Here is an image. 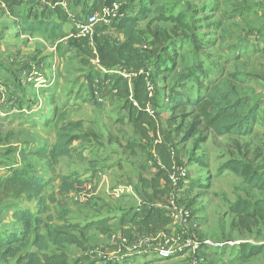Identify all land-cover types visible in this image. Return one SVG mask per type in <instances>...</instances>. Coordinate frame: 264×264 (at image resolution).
Returning <instances> with one entry per match:
<instances>
[{"label": "crops", "instance_id": "obj_1", "mask_svg": "<svg viewBox=\"0 0 264 264\" xmlns=\"http://www.w3.org/2000/svg\"><path fill=\"white\" fill-rule=\"evenodd\" d=\"M203 1L205 3L203 9L207 13L204 17L199 18V20L191 17L197 14L198 8L195 6L190 10V18L184 13L186 16H183L182 21L184 20V28L188 30L189 37L186 40V47L179 45L180 49H178L179 55L177 57L179 61L176 63V67L173 68L169 63L170 66L160 68L162 70L161 76H165L171 86L176 84L185 85L189 76L184 75L183 72L187 68H192L195 80L194 86L192 89L190 87L189 90L193 91V97L202 92L205 86L212 82L221 70H231L236 67L246 73L253 71L264 75V64L261 63V57L264 56V0ZM3 2L4 0H0V4ZM8 2L11 3V8L0 9V83L5 82L14 85L15 82L23 78L32 67V62L26 60L31 58L36 60L37 58L34 53H38V56L41 57L43 68L41 73L38 72L40 85L34 89L27 88L26 90L29 89V91L23 92L24 95L21 96L20 102L18 100V107L15 106L11 111L12 113L15 111L12 120L16 118L14 120L16 125L21 126L22 132L25 134L23 149L19 150L18 153L21 156L20 158L16 155H13L15 157L9 156L7 160L3 159V161L12 166L24 162L28 163L35 174L46 179H53L48 170L49 163L46 160L38 159L34 155L38 149L46 145L51 146L54 142L55 136L46 129V123L54 117L55 109L64 110L65 112L72 111L73 106L79 104L94 110L96 117L92 121L69 120L82 122L84 129L90 132L88 134H92L93 137L90 136L89 142L81 140L73 142L71 145L72 157L69 159L72 165L71 168L67 167V163H60L55 174L73 172L78 173L80 176V180L83 182V190L77 194L75 205L88 208L93 199L106 196L110 202L108 205H102L101 211L97 213L91 212L93 208L100 207L101 204H97V206H93L88 210V214L84 216H86V219H94L95 221L102 218H111V223L115 225L114 228L122 227L117 231L126 237L128 235L126 231L131 230L132 225L120 226V218L128 212H134L141 205L165 210L169 197L168 185L165 177L160 174L157 167H149L148 164L146 167L147 155H149V151L151 155L155 154L154 147H152V144L140 140L135 134L133 127L125 118L126 112L122 110V101L114 94H108L104 102L107 104L106 107L109 106L111 109L108 111L102 110L101 113L95 109V107L100 108L102 105L98 107L93 104L89 92L85 91L86 84L84 82L87 72L89 69L95 68L94 66L98 64V60L97 58L91 59L87 65L82 63V57L76 47L72 45L74 39L79 37L77 36L76 26L82 23L90 14L102 17L105 10L122 14L123 18H136L139 27L142 28L145 26L144 22L153 20L159 15L163 16L164 19L173 18L174 21H176L175 18H180L176 22H181V16L177 17L176 15L185 9L184 5L180 0H66L64 1L65 6L61 4V0H9ZM2 7H4L3 4ZM19 20L35 24L39 27V31L31 34L21 33L18 36L17 31L19 29L15 22ZM196 21H199L200 26L206 22L213 30V40L207 42V44H211L212 52L206 57L196 54L193 48V39L195 38L193 25ZM45 26L50 27L46 29ZM51 28L59 32V36L56 35L55 39L47 38L41 33V31L50 30ZM108 33L115 40H123V34L117 33L113 29ZM93 34L94 29L88 36L89 46L91 47H94ZM21 43L22 45H20ZM10 45L13 46V49L6 50V47ZM17 50H20L21 55L28 58L21 62L16 59L18 70H12L13 60L9 58V55ZM93 52L95 53V51ZM200 61L202 73L195 68L197 66L195 63ZM229 62L237 64L231 68L225 67V64H229ZM251 79L250 86L254 89L257 97L259 99L264 98V77L257 80ZM81 86L85 93L79 92ZM166 117L165 113L161 114L160 125L163 126ZM122 128L127 129L128 136L118 135L117 131L121 132ZM159 129L160 126L157 124V139L154 140V146L161 141ZM148 134L152 136L150 131ZM172 136L174 144L180 143L179 139L176 141L175 135ZM3 138L5 140L9 136L3 134ZM222 138L225 137H218L217 139ZM209 140L200 143V146H207ZM245 141H250L251 144L254 142L252 145L254 150H251L249 144L245 143L247 149L252 154L257 155V160L261 157L264 161L263 100L260 104L254 130L251 135L246 137ZM189 143H192V140L187 144ZM176 146L178 153L184 147L181 144ZM133 150H135V153H133ZM78 154H81L82 160L76 157ZM227 154L230 156L229 151H227ZM223 156L226 155L221 150L215 156L211 155L216 162L220 161ZM65 160L68 161L66 158ZM196 161L199 162L195 164L198 165L197 169H208V164L203 162L202 159L201 162L198 159ZM183 164L186 165V162H183ZM261 167L264 169V166ZM220 169L221 167H218L214 176L210 174L203 181L204 183L206 181L205 184L197 183L190 174L183 187L187 198L191 201L190 206L193 215L190 227L197 238L210 239L221 243L231 242V245H225L218 250L210 248L201 250L205 258V264H264V250L262 253L250 257H245L246 254L241 251V245L264 244V236L260 240L245 235L241 236V231L235 227V223L238 221L237 215L230 210L234 203L225 209L231 212L230 214L222 212L221 205L218 206V200L214 202L216 205L213 208V213L208 210V206H196L197 200L194 199L196 195L195 185L206 189L198 196H201V198L206 197L202 200L208 205L213 204L208 199L216 195L215 191L208 193L211 182L214 179H217V181L222 180L223 176L231 173L220 171ZM191 172L193 173V171ZM6 176V168L0 167V179ZM120 176L125 179V182L120 181ZM115 178V181L121 182L117 186L112 184V180ZM57 181L58 179H55L52 183L56 184ZM117 188H123V193H113V190ZM49 192L51 190L47 191V193ZM75 193L76 191L69 194L68 198L71 201ZM223 193V191H217V198H219L218 194L223 195ZM11 214L12 212H6L2 217V222L12 225L10 228H15L13 227L15 224L11 219ZM230 215H232V218ZM168 229H170V223L166 227V230ZM160 232L146 236H158ZM137 235L133 232L129 234V236L135 238L138 237ZM99 236L100 238L96 243L107 241L105 234H99ZM130 259L142 260L144 258H127L122 264L131 261ZM165 262L188 264V257L176 255L169 259H157V261L143 264H168Z\"/></svg>", "mask_w": 264, "mask_h": 264}, {"label": "trees", "instance_id": "obj_2", "mask_svg": "<svg viewBox=\"0 0 264 264\" xmlns=\"http://www.w3.org/2000/svg\"><path fill=\"white\" fill-rule=\"evenodd\" d=\"M8 1L4 0L0 4V9L11 8ZM153 20L146 22L144 28L139 27L138 19L131 17L122 18L118 22L113 21L108 26L99 23L93 28L94 47L89 46L88 36L74 39L72 45L82 57L83 64H89L91 59L98 60L95 68L87 72L85 91L89 92L91 101L98 107L102 105L105 93L115 94L122 101V110L126 112L125 118L133 127L135 134L140 140L154 147L155 154L164 167L163 170L158 168V171L165 179V170L170 168L173 161L178 165L182 164L178 158L177 146H173L172 135H175V138L179 139V144L184 147L192 140L191 151L183 150V155H187L191 163L196 162L194 155L200 143L212 137H228L232 142L231 150L235 148L234 154H230L229 160L220 171L236 174L243 185L255 190L258 195L254 199L249 197L250 200H239L230 208L238 218L235 227L241 231V236L260 240L264 236V172L260 171L264 169L256 165L257 155L249 153L247 144H242L241 139L245 141L246 137L252 134L264 98L259 99L250 86L252 79L249 73L236 67L221 70L197 96H192V90L183 93L177 91L176 85L171 86L166 77L161 76V55L157 54L160 50L169 51L168 48L159 46L163 35L151 31L156 26L154 23L165 19L159 15ZM175 20L179 21L180 18ZM15 23L19 29L18 36L21 33L31 34L39 31V27L33 23L23 20ZM49 27L45 26L46 29ZM46 29L41 33L47 38L59 36V32L54 28ZM111 29L123 34V40L113 39L108 33ZM200 63L201 61L195 63L196 69L201 67ZM119 72L134 75L125 79ZM193 74L194 71L191 75ZM96 92L100 94L101 102L94 97ZM54 112V117L46 123V129H50L55 136L54 142L51 146H43L34 153L38 159L49 163L48 170L53 179L35 174L28 163L12 166L0 159V167L7 170V176L0 179V225H4V230L0 232V264H70L69 245H81L75 231L81 233V237H86L91 231L109 235L114 232L113 230L122 228H114L111 218L96 221L89 219L91 221L81 227L66 223L70 213L67 208L68 196L82 186L83 182L78 173L57 175L55 173L62 159L69 160L72 157V143L77 140L89 142L90 136L93 135L88 134L90 132L84 129L82 122L67 120L64 110L55 109ZM163 113L167 117L162 126L159 123ZM157 124L160 126L161 141L154 146V140L157 139ZM149 131L152 136L148 134ZM147 156L146 167L148 160L152 158L150 151ZM76 157L82 160L81 154ZM55 179L58 181L53 184L52 181ZM50 185L53 189L47 193ZM167 187L169 194L170 186ZM181 194L178 203L183 202L191 211V201L187 198L186 191L183 190ZM6 212H12L11 219L15 228H10L12 225L2 222ZM119 223L123 227L127 224L132 225L131 230L126 231L127 239L132 241L137 237L129 236L131 232L137 233V236H144L168 231L166 227L170 220L165 210L141 205L134 212L122 216ZM240 248L242 253L246 254L245 257H250L262 253L264 244L241 245ZM84 258L85 256L82 259H75L73 263L78 264ZM82 264L95 262L86 258Z\"/></svg>", "mask_w": 264, "mask_h": 264}, {"label": "rangeland", "instance_id": "obj_3", "mask_svg": "<svg viewBox=\"0 0 264 264\" xmlns=\"http://www.w3.org/2000/svg\"><path fill=\"white\" fill-rule=\"evenodd\" d=\"M182 2V4L184 5V10L181 11L179 17L181 16V23H178L176 21L173 20V18L167 19L165 18V20L160 21V22H156L154 23L153 29L151 30L152 33H158L159 35H163V40L160 43V48L162 46H164V49L168 48L169 51H161L158 52L157 56L161 55V65L163 67H168V66H172L173 68L176 67V63L179 61L178 60V55H179V51L178 49H180L181 47H186V40L189 37V32L188 30H185L184 28V20L182 21L183 16H188L190 18L191 16V8L193 6L197 7V14L194 16L192 15V18H197L199 20V18L204 17L207 13L205 12V10L203 9L204 7V1L203 0H180ZM177 5H179L178 3H176ZM173 4V5H176ZM186 13V15L184 14ZM163 17V16H161ZM150 21H154V20H150ZM149 21V22H150ZM146 22H144L145 24ZM199 21H196L193 25L194 31L193 33L195 34V38L193 39V48L195 50L196 54H199V56L201 57H206L210 52H212L210 45L211 44H207V42H212V34H213V30H211V28L207 25V23L205 22L202 26L199 25ZM175 28V30H174ZM162 33H161V32ZM22 45V43L20 44ZM179 46V47H178ZM13 46L10 45L9 47H6V50H12ZM150 48H148L149 50ZM17 52V53H16ZM16 52H12L9 55V58L11 60H13L12 62V70H18L17 64H16V59L18 61H22L27 59L28 57H25L23 55H21V51L17 50ZM36 54L35 56L38 58H31V59H27L26 61L32 62V67L29 69L30 71H34L35 73L38 72L41 73L42 71V59L40 56H38V53H34ZM194 55V54H193ZM166 62L171 63L170 65H168ZM261 63L264 64V56L261 57ZM237 63L234 62H229V64H225V67L227 68H231L234 67V65ZM201 65V63H200ZM28 70V71H29ZM199 72L202 73V68L200 67L199 69H197ZM192 73V68H187V70L185 72H183L184 75L189 76L188 82L185 85H177L176 84V90L177 91H181L183 92H187V90L189 91L190 87L192 89V87L194 86V80H195V76L191 75ZM190 74V75H189ZM249 75L251 78L254 79H260L261 77H264V75H260L256 72L250 71ZM39 77V76H38ZM25 76L21 79H19L17 82H15L14 85L9 84V83H0V86H4V88H7V97H5L2 102H0V136H1V140H0V159H4L7 160V158L9 156L15 157L13 155H16L20 158L21 155H19V150L23 149V143L25 140V134H23L22 132V127L16 125V118L13 119V115H15V111H13V113L11 112L12 109L17 106L18 107V100L20 102V98L21 96L24 95L23 92H27L29 91L26 90L27 88H33L34 87H38L40 85V78L37 79V81H39V85H22V83L25 80ZM81 84V83H80ZM79 85V84H78ZM189 87V88H188ZM23 89V90H20ZM254 90V89H253ZM79 92L81 93H85L84 89L82 90V86L79 89ZM74 93V91H73ZM76 94V93H74ZM73 94V95H74ZM106 95L108 94H104V99L106 97ZM115 95V94H114ZM185 95L187 96V93H185ZM116 97V95H115ZM9 99H13L16 100L17 102H10ZM105 100H103L102 106L100 108L95 107V109L99 110L100 113L101 111L105 110L108 111L111 108L107 106V104L104 102ZM15 104V105H14ZM14 105V106H13ZM116 108V107H114ZM60 110V109H57ZM68 110V109H67ZM55 113V112H54ZM67 119L68 120H83L85 121H92L93 119H95L96 117V113L94 110L89 109L87 107H85L84 105H79L77 104V106H73V110L72 111H67ZM49 131L51 133H53L50 129ZM49 133V132H48ZM98 133V132H97ZM118 135L121 136L120 134H124L125 136L129 135V132L127 131L126 128H122L121 132L117 131ZM3 134H7L9 136V138H6L4 140L3 138ZM52 135V134H51ZM50 135V136H51ZM178 139H176L177 141ZM241 142H243L242 144L248 143L251 150H254L250 141H243V139H241ZM174 144V143H173ZM174 144L173 146L178 145ZM191 143L186 145V149H190L191 151ZM232 146V142L228 137L222 138V139H217L215 137H212L209 140L208 145H203L199 147V150L195 152L194 158L198 159L201 162V159L203 160V162H206L208 164V169H204V168H196L199 162L196 161L194 164L191 163L188 159L187 155H183V150L184 147L181 151H179L178 153V158L180 160V162L182 163L181 165L187 166V170L189 171V173L192 175V178L194 180H196V182L199 184H205L203 182L204 180L207 179V177L212 174V176H214L217 172L218 167H222L224 165V163L226 161L229 160L230 156L227 154V151H231L230 154L233 155L234 153V149L231 147ZM171 150V149H170ZM222 151L223 153H225L226 156H223L222 159L218 162H216L214 160V157H211V155L215 156L218 151ZM189 151V152H190ZM208 151V153H207ZM188 152V153H189ZM125 153V152H124ZM249 153H251V151H249ZM126 154V153H125ZM254 155V154H253ZM183 162H186V165L183 164ZM256 165L259 166L260 168H262L261 166H264V161L263 159L260 157L258 160L256 158L255 160ZM61 163H67V167L71 168V162L70 160L66 161L65 159H62ZM199 170V171H198ZM193 171V173L191 172ZM197 171V173H196ZM261 173L264 172L260 171ZM227 173V172H226ZM236 174L234 173H229L228 175H225L222 177V180L220 179L219 181H217V179L211 182V188L208 191L209 192H213L215 191L216 195H214L211 198H208L213 204L208 205L204 200L206 197L201 198V196H198V194L204 192L206 189H203L201 187H198L195 185V189H196V195L194 197L195 200H197V205L198 207H202V206H208V210L213 213V208L216 205V203L214 204V202H216L218 200V206L221 205L222 208V212L225 213H231L229 211H226L225 209L227 208V206L229 207L232 203H234V205L239 201H245V200H250L249 197H252V199H254L255 197H257V193L255 192V190H251L248 187H246L245 185H243L242 180L237 178L235 176ZM79 176V175H78ZM80 177V176H79ZM115 179L112 180V184L113 186H117L119 185V181H115ZM120 181L125 182V179L120 176ZM220 186V187H218ZM53 187L50 185L48 190H52ZM83 190V186H80L77 190L76 193L73 194L72 196V201L71 199H67V208L70 211L69 215H68V220L66 221L67 224H71V225H77L79 227H81L82 225H84L85 223H89L91 220L86 219V216H84L85 214H88V210H90L93 206H97V204H101L100 207H96L93 208V210L91 212L93 213H97L98 211H101V207L102 205H108L110 202L108 201V198L106 196H102V197H96L95 199H93L90 202V207L88 208H84L78 205H75L76 200L75 198L77 197V194L79 192H81ZM217 191H223V195L218 194L217 198ZM260 197V196H259ZM223 199V202H222ZM251 199V200H252ZM221 212V213H222ZM194 213V212H193ZM220 213V215H221ZM232 218V215H230ZM4 230V225H0V232ZM6 231V228H5ZM114 232H116L117 230H113ZM76 235V238L78 239V241L81 243L80 246L76 245H69V260H70V264H74L73 261L75 259H82L83 256H85V258L83 260H81L78 264H82L86 258L89 259V261H94L93 259V255H92V250L93 247L96 244V242L99 240L100 236L97 232L91 231L90 233L86 234V237H81V233L78 232H74ZM139 237V236H138ZM131 261H126L127 263L125 264H143L146 262H153V261H157V259H152V258H146V259H142V260H133L130 259ZM137 261V262H136ZM172 262V261H169ZM168 263V262H165ZM95 264H98L95 262ZM122 264V263H121ZM168 264H172V263H168ZM175 264V263H174Z\"/></svg>", "mask_w": 264, "mask_h": 264}, {"label": "built area", "instance_id": "obj_4", "mask_svg": "<svg viewBox=\"0 0 264 264\" xmlns=\"http://www.w3.org/2000/svg\"><path fill=\"white\" fill-rule=\"evenodd\" d=\"M64 1L66 0H61L62 5H64ZM122 18V14L114 11L107 12V10H105L102 17L90 14L82 23L76 26L77 36H89L95 25L101 23L108 26L113 21ZM119 74L125 79H129L131 75H134L125 72H119ZM25 77L22 85H39L40 80L37 81L39 77L34 71L29 70ZM149 91L151 95V87H149ZM5 97H7V88L0 86V102ZM94 97L98 99V102L102 101L99 93L96 92ZM9 101L17 102L13 99H9ZM171 154L173 156V151H171ZM147 164L149 167L164 169L156 154H152V158L148 160ZM187 168V166L178 165L173 161L170 168L166 170L170 192L165 212L170 220V229L158 233V236L147 237L144 235L132 241L120 232H112L106 235V242L96 243L97 245L93 247L91 253L96 263L120 264L127 258L169 259L176 255H185L188 257V264H205V258L201 250L205 248L218 250L225 245H231V242L221 243L210 239H199L191 229V211L183 202L178 203V200L182 197L184 183L190 177ZM123 191V188H117L113 190V193H123Z\"/></svg>", "mask_w": 264, "mask_h": 264}]
</instances>
